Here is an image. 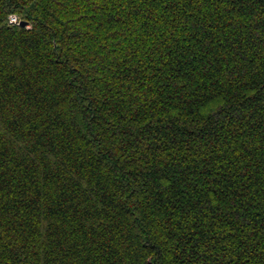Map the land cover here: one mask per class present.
Here are the masks:
<instances>
[{
  "label": "trees",
  "instance_id": "trees-1",
  "mask_svg": "<svg viewBox=\"0 0 264 264\" xmlns=\"http://www.w3.org/2000/svg\"><path fill=\"white\" fill-rule=\"evenodd\" d=\"M0 264H264V0H0Z\"/></svg>",
  "mask_w": 264,
  "mask_h": 264
},
{
  "label": "built area",
  "instance_id": "built-area-1",
  "mask_svg": "<svg viewBox=\"0 0 264 264\" xmlns=\"http://www.w3.org/2000/svg\"><path fill=\"white\" fill-rule=\"evenodd\" d=\"M9 21L12 24H19L20 23L18 17L15 16V15L10 16V20Z\"/></svg>",
  "mask_w": 264,
  "mask_h": 264
},
{
  "label": "water",
  "instance_id": "water-1",
  "mask_svg": "<svg viewBox=\"0 0 264 264\" xmlns=\"http://www.w3.org/2000/svg\"><path fill=\"white\" fill-rule=\"evenodd\" d=\"M20 25H22V26H26V25H27V21H22V22L20 23Z\"/></svg>",
  "mask_w": 264,
  "mask_h": 264
}]
</instances>
